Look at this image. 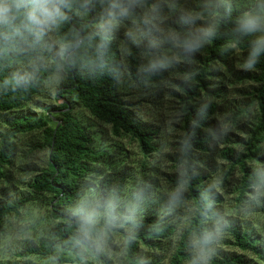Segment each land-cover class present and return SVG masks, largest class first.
Here are the masks:
<instances>
[{"label": "trees", "instance_id": "1", "mask_svg": "<svg viewBox=\"0 0 264 264\" xmlns=\"http://www.w3.org/2000/svg\"><path fill=\"white\" fill-rule=\"evenodd\" d=\"M136 1L164 10L168 3L175 6L180 0ZM7 3L10 11L0 21V113L19 111L58 68L64 70L65 81L57 91L60 103L53 106L56 112L38 118L31 113L16 114L5 120L6 128L0 132V177H5L4 167L11 163L15 149L12 139L17 134L42 130V142L37 146L45 147L48 157L46 165L28 183L30 195L0 203V233L9 215L18 214L35 198L48 195L49 215L56 222L49 237L28 247L29 254L45 257L48 264H88L84 261L87 255L107 264L106 253L85 237L82 230L95 236L103 232L110 236L121 234L125 240L123 264H163L166 258L168 264H184L191 256V238L208 248L212 241V220L219 217L222 200L206 181L207 174L199 169L200 164L210 162L206 154L215 131L213 114L217 109L212 98L222 92L221 86H212L209 77L218 74L213 65L229 66L234 48L242 51L244 62L254 70L245 77L256 83L249 102L257 103L259 118L246 141L247 153L240 154L233 146H225L220 156L238 166L242 173L238 202L245 201L251 188L262 180L246 158L260 157V143L264 139V39L253 29H245L243 21H259L264 15V0H193L195 11L214 15L211 25L200 26L186 15L171 22L175 30L208 41L203 55L193 50L183 53L196 62L183 69L194 81L179 83L184 91L179 94L184 120L182 151L177 160L183 164V173L167 179L175 185H185L182 195L191 202L193 212L174 247L171 238L178 221L163 205L157 206L162 197L149 191L131 202L135 190L126 186L129 172L121 142L103 137L81 115L73 113L77 105L90 117L110 126L112 138L126 136L136 141L145 158L159 151L155 141L159 126L142 119L130 106L132 102L124 91L127 78L123 67L127 77L136 83L159 82L164 72L142 68L139 53L149 48L126 37L124 64L119 41L124 36L108 26L101 27L112 18L126 21L133 13L132 0H60L54 32L64 46L61 55L46 42L36 0ZM29 14L33 19L28 18ZM42 57L52 63L29 71L19 68ZM201 91L206 98H202ZM224 228L230 233L229 242L234 247L251 252L264 263V244L249 229L230 219ZM170 248L172 251L165 255ZM211 263L256 264L243 253L235 252L213 257Z\"/></svg>", "mask_w": 264, "mask_h": 264}, {"label": "rangeland", "instance_id": "2", "mask_svg": "<svg viewBox=\"0 0 264 264\" xmlns=\"http://www.w3.org/2000/svg\"><path fill=\"white\" fill-rule=\"evenodd\" d=\"M7 1L0 0V5H8ZM132 3L133 13L126 21L119 22L112 18L101 27L108 26L109 29H114L116 33L124 36L119 38L124 64L126 37L131 38L138 46L149 48L139 53L142 68L160 69L164 72V77L159 82L136 83L127 77L126 67H123L127 78L124 91L128 92V99L132 102L130 106L142 119L159 126V133L155 136V141L160 146L159 151L145 158L136 141H131L126 136L120 139L112 138L110 126L90 117L77 105L74 106L73 113L81 115L95 130L102 132L103 137L121 142L126 153L124 163L129 172V182L126 186H132L135 190L133 194L131 193V202L144 193L147 195L149 191L158 198L162 197L161 204L157 203V206L163 205L167 208V213L172 214L173 219L178 221V228L171 238L174 247L179 233L193 212L191 202L182 195L186 189L185 185L183 183L175 185L167 179L170 175L183 173V164L177 160L182 151L181 125L184 120L179 99V94H184V91L179 83L194 81L193 76L183 69L196 63L183 53H190L193 50L203 55L208 41L175 30L171 22L179 16L186 15L200 26L207 27L213 22L214 15L210 12L203 15L195 11L193 0H180L175 6L168 3V8L164 10L146 6L136 0H132ZM59 4L60 0H47L45 5L37 2V7L46 42L61 55L64 46L54 32ZM253 30L264 39V15L256 22ZM51 63V59L42 57L23 63L19 68L29 71L38 66L47 67ZM212 67L218 69V74L210 76L209 79L213 81L212 86H221L222 92L219 97L212 98L217 103V109L213 114L215 131L210 142V151L206 154L210 162L209 165L200 164L199 169L207 174L206 181L221 195L222 200L218 207L219 217L212 220L210 246L205 249L195 238H191V256L184 264H212L211 258L219 257L224 252L243 253L251 262L264 264L251 252L234 247L229 242L232 239L230 233L224 228L230 219L249 229L256 239L264 244V139L260 143V157L246 158L247 164L260 174L262 180L260 184L251 188L243 202L237 201L242 173L238 166H232L231 162L220 156V151L225 146H233L240 154L247 153L246 141L259 118L257 103L249 102L250 92L256 83L245 77L249 73H254V70L244 62L243 53L237 48L233 49L229 66L215 64ZM64 81V70L58 68L43 83L32 100L25 103L19 111L0 113V132L5 130V120L11 115L31 113L38 118L45 113L56 112L57 109L53 106L60 103L57 91ZM201 95L202 98L207 97L203 91ZM65 97L62 98L66 99ZM41 140L42 130L20 133L12 139L15 149L11 163L4 167L5 177H0V203L6 199L30 195L28 183L47 162L48 150L37 146ZM230 166L233 169L229 170ZM48 198V195L43 199L35 198L18 214H11L6 218L4 231L0 233V264H48L45 257L28 252V247L50 236L51 228L56 222L49 215ZM82 233L106 253L109 260L107 264H123L125 240L121 234L113 233L110 236L103 232L95 236L87 230H82ZM171 251L172 248L168 249L165 255ZM84 261L88 264H105L90 255H87ZM163 264H168V258Z\"/></svg>", "mask_w": 264, "mask_h": 264}, {"label": "clouds", "instance_id": "3", "mask_svg": "<svg viewBox=\"0 0 264 264\" xmlns=\"http://www.w3.org/2000/svg\"><path fill=\"white\" fill-rule=\"evenodd\" d=\"M37 2L41 5L47 4V0H37ZM10 8L6 4L0 5V21H3L6 15L9 13ZM29 19H33L32 14H29ZM256 21L254 19H246L243 21V27L245 29L251 30L255 27Z\"/></svg>", "mask_w": 264, "mask_h": 264}]
</instances>
